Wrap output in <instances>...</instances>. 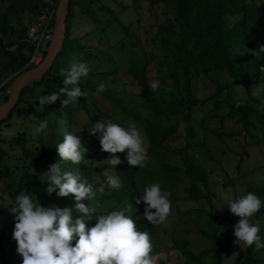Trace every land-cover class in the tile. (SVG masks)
Returning a JSON list of instances; mask_svg holds the SVG:
<instances>
[{
	"label": "trees",
	"instance_id": "obj_1",
	"mask_svg": "<svg viewBox=\"0 0 264 264\" xmlns=\"http://www.w3.org/2000/svg\"><path fill=\"white\" fill-rule=\"evenodd\" d=\"M58 1L0 0V104L6 100L11 80L33 67L28 64L34 50L26 41L28 27L50 7L49 3L56 5ZM142 2L148 4L156 19L149 26L156 28L151 39L157 38L161 46V53L157 56H160L159 65L164 70L155 72L159 82L156 90L150 87L148 75L149 66L156 58L151 51L130 49L127 60L112 57L109 53L115 45L108 41V29L121 31L122 39L116 44L119 50L137 46L131 28L133 23L136 29L142 27L140 17L137 18ZM157 12L161 14L159 19ZM127 13L133 15L134 21L123 23L120 16ZM50 28H53V19ZM47 45L48 42L43 48ZM261 46H264V0H70L61 50L42 79L27 85L8 116L0 121V246L2 234L13 229V215L9 210L15 196L22 190L35 195L41 206L61 209L71 206L70 196L45 193L47 184L42 175L48 165L58 159L54 145L60 142L65 132H76L86 148L85 159L89 161L80 164L64 162L62 168L67 171L79 169L81 176L93 184L94 189L97 183L103 182L102 172L109 166L102 161L109 154L100 150L98 135H89L87 129L96 120H111L122 126L131 123L142 134L147 161L152 163L149 166L151 171L148 165L143 168L129 166L124 160L126 150L116 153L121 163L116 166L114 174L120 180V187L96 191L88 203L96 206L99 213L127 202L133 209L135 228L149 231L152 256L172 250L183 259V264H202L207 253L194 254L187 241L172 233L168 237L169 246L157 245L154 237L157 225L143 219L144 205L136 204L134 198L139 197L138 191L145 185L158 182L170 194L168 198L171 200V188L176 182H182L176 175H181L187 180L186 199L208 202V196L212 195L209 185L211 170L204 162L193 160L197 151L202 157L206 152L202 140L206 132L211 131L220 140L224 137L242 140L236 163L238 176L246 159H264V113L258 114V108H255V105L264 106V101L260 100L264 99V71L260 70L264 65V51H259ZM77 61L86 62L90 69L79 81V87L88 95L63 105L60 100L65 97L57 92L56 101L40 105L37 102L39 95L58 91L63 86L61 72H66L71 63ZM101 64L103 69H100ZM118 71L133 80L139 87V94L125 91ZM201 78L215 85V91L199 99L196 84ZM100 82L104 83V91L94 94ZM234 88L244 90L248 99L241 104H232L229 98ZM254 89L261 91L260 98L252 97ZM90 96L99 98L102 105L88 107L86 100ZM207 103L209 107L205 106ZM197 109L203 112L199 120L194 118ZM80 116L85 117L84 122ZM42 118L47 121V129L37 135L34 128ZM213 121L217 128L209 130L207 126ZM227 121L236 123L237 128L227 131L223 128ZM60 124L65 129L63 134L59 131ZM179 127L183 129L185 144L171 149L168 141ZM9 128L15 132L9 143L17 145L18 154H9L4 149L6 144L1 133ZM198 129L201 137H197ZM253 130L258 132L256 137ZM247 149H252L254 155ZM188 152L192 153L191 156ZM174 155L181 159V165H165L164 161ZM260 166H264V162ZM254 169L257 167L249 168L243 174ZM258 213L251 218L253 222H257ZM216 221V217H211L202 233L210 243L208 251L213 264H222L226 248L223 238L212 227ZM94 222H87L86 227ZM252 252L253 246L244 247L233 264L256 262ZM159 264L164 262L159 261Z\"/></svg>",
	"mask_w": 264,
	"mask_h": 264
},
{
	"label": "clouds",
	"instance_id": "obj_2",
	"mask_svg": "<svg viewBox=\"0 0 264 264\" xmlns=\"http://www.w3.org/2000/svg\"><path fill=\"white\" fill-rule=\"evenodd\" d=\"M259 51H264V46ZM260 70L264 71V65ZM89 71L86 62L71 63L66 72H61L63 86L52 94L39 95L37 102L50 104L58 99L57 92L65 97L60 100L63 105L87 96V91L79 87V81ZM158 86L156 80L150 84L153 90ZM104 87L103 82L97 84L94 94L103 92ZM38 120L34 128L37 135L47 129V121L43 118ZM87 131L89 135H98L100 150L109 154L102 161L109 166L102 172L104 180L94 189L93 184L81 176L79 169L67 171L62 168L64 162L80 164L89 161L85 159L86 148L76 132H65L60 142L54 145L58 159L48 165L42 175L47 184L45 193L51 195L54 192L57 197L70 196L71 206L62 209L41 206L35 195L22 190L8 209L13 215L11 238L21 264H154L149 231L135 228L130 204L125 202L113 210L98 213L96 206L88 203L93 200L94 192L120 187V180L114 174L116 166L121 163L116 153L126 150L124 160L129 166H145L148 156L144 138L133 124L122 126L111 120H96ZM138 192L140 195L134 198V202L143 203V219L151 225L164 222L170 213V194L158 182L147 184ZM223 207L238 217L232 226L234 242L240 248H264V239L258 234L260 227L251 220L264 208L260 196L247 192L227 198L218 210ZM93 220L94 224L86 227V223Z\"/></svg>",
	"mask_w": 264,
	"mask_h": 264
},
{
	"label": "rangeland",
	"instance_id": "obj_3",
	"mask_svg": "<svg viewBox=\"0 0 264 264\" xmlns=\"http://www.w3.org/2000/svg\"><path fill=\"white\" fill-rule=\"evenodd\" d=\"M255 1L258 2L260 0ZM140 6L141 8L139 14H137V18L140 17V24L143 28L141 27L140 29H136L134 23L131 28L132 35L137 38L138 47L136 46L132 48L130 46L129 48L126 47L124 50H119L116 44L122 39L120 35L121 31L108 29V41L115 45L111 50H109V53L112 55V57L115 56L116 58L120 57V59L127 60V54L130 49L131 51L135 52H139L141 50H145L147 52L151 51L152 54L156 56L154 64H151L148 70L149 79L150 82H152L156 80L157 74L155 72L157 69L164 70V68L159 65L161 58L160 56H157L161 53V46L157 38H155V40L151 39V37L155 34L156 28H149V26L154 23L155 17L150 13L148 4L146 2H142ZM157 13L159 19L161 14L160 12ZM120 20L123 23H127L134 21V18L131 13H127L121 15ZM124 41L126 42L127 40ZM128 41L130 42L129 39ZM100 67V69H103L102 64ZM118 77L123 83L127 93H131L133 95L140 93L139 87L130 77L125 76L122 71H118ZM214 91L215 85L211 84V82L207 79L201 78L196 84V97L199 99L210 95ZM260 95L261 91H259V89L253 90L252 97L260 98ZM229 99L232 104H241L248 99V95L244 90L234 88ZM260 100L264 101L262 98H260ZM86 101L88 107L90 108L93 105L98 107L102 105L100 99L93 96H90ZM205 106L209 107L210 105L207 103ZM255 108H258V114L264 113V106L259 107L258 105H255ZM202 115L203 112L197 109L194 118L199 120ZM80 119L81 122L85 121L84 116H80ZM207 127H209V130H212L217 128V123L213 121L208 124ZM223 128H225L227 131L235 130L237 128V124L227 121L225 122ZM59 131L62 134L65 132L62 124L59 125ZM199 132L200 130L198 129L196 131L197 137H201ZM14 133V130L10 128L5 129L1 133V138L6 144L4 149L9 154H18L20 152L17 145L9 143V139L14 135ZM252 133L255 137L258 135V132L255 130H253ZM202 140L206 152H202V157L198 151L196 152L194 150V152L197 154L193 160L196 159L200 162H204L205 165L211 170L209 185L210 194L212 195L208 196V202L202 199L198 201L186 199L185 189L187 186V180H185L181 175H176V178H181L182 182H176L177 184L171 188L173 198L170 200V213L164 222L156 224L157 229H155L154 237L157 240V245L167 247L169 246L168 237L172 233L175 237L182 238L187 241L189 249L194 254H198L201 251H205L207 253L206 258H204L202 261V264H213L211 254L208 251L210 248V243L207 238H205L202 231H206L208 220L211 217H216L217 221L212 227L217 229V234L223 238L226 248L222 264H233L238 255L244 251L243 246L240 248L234 242L235 237L232 234V226L238 219L236 216L230 214L226 207H223L220 210L218 209L224 205L227 198H235L247 192H253L255 195L260 196L261 200L264 201V166H260L263 164L264 159L262 161V158L259 157L246 159L244 164L241 166L242 173H239L238 176L236 163L238 160L237 155L242 150V140L229 139L225 137L223 140H220L214 134H212L211 131L204 133ZM184 144L185 141L183 138V129L182 127H179L177 132L168 141V146L171 149H178L183 147ZM247 151L249 154L254 155L252 149H247ZM188 154L191 156L192 153L188 152ZM262 156L264 158V154ZM205 157L207 159H205ZM164 163L168 166H180L181 159L177 155H174L167 158ZM151 164V161H146L145 166L148 165V170ZM255 167H257V169H254L253 172H250L246 175L243 174V172L247 169ZM147 175L149 174L147 173ZM201 191H203L202 188ZM256 223L260 227V232L258 234L262 239H264V208H261L257 214ZM163 231H166V233L162 234ZM11 232L12 230H7L4 232V234H2V246H0V264H21V258L15 252V242L11 238ZM252 255L256 260V262H253L252 264H264V248L255 250L253 246ZM152 257L154 264H159V261H163L164 264H183V259L172 250L160 252L156 256L154 255Z\"/></svg>",
	"mask_w": 264,
	"mask_h": 264
},
{
	"label": "water",
	"instance_id": "obj_4",
	"mask_svg": "<svg viewBox=\"0 0 264 264\" xmlns=\"http://www.w3.org/2000/svg\"><path fill=\"white\" fill-rule=\"evenodd\" d=\"M70 0H59L56 4L51 37L44 56L32 68L18 73L10 82L6 100L0 104V121L4 120L18 101L20 92L29 84L39 81L51 67L55 56L61 50L65 31V18Z\"/></svg>",
	"mask_w": 264,
	"mask_h": 264
},
{
	"label": "built area",
	"instance_id": "obj_5",
	"mask_svg": "<svg viewBox=\"0 0 264 264\" xmlns=\"http://www.w3.org/2000/svg\"><path fill=\"white\" fill-rule=\"evenodd\" d=\"M50 7L47 8L26 31V41L33 47V52L29 60V65H35L43 58V45L49 42L51 37L52 28H50V21L54 17L56 5L49 3Z\"/></svg>",
	"mask_w": 264,
	"mask_h": 264
}]
</instances>
